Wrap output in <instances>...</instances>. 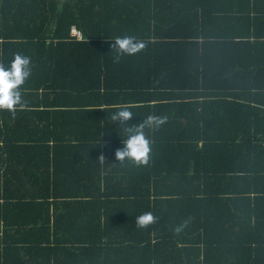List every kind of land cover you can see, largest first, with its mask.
<instances>
[{
  "label": "trees",
  "instance_id": "1",
  "mask_svg": "<svg viewBox=\"0 0 264 264\" xmlns=\"http://www.w3.org/2000/svg\"><path fill=\"white\" fill-rule=\"evenodd\" d=\"M117 36L146 46L114 63ZM17 52L0 264H264V0H0V62ZM148 115V164L117 161Z\"/></svg>",
  "mask_w": 264,
  "mask_h": 264
},
{
  "label": "clouds",
  "instance_id": "2",
  "mask_svg": "<svg viewBox=\"0 0 264 264\" xmlns=\"http://www.w3.org/2000/svg\"><path fill=\"white\" fill-rule=\"evenodd\" d=\"M145 43L134 36H117L111 48L114 51L113 62L119 63L124 56L135 55L145 48ZM32 76V58L17 52L10 63L5 65L0 62V112H8L15 119L18 111L28 107V101L24 99L23 86ZM134 116V113L126 106H121L110 119L126 125ZM167 120V117L148 115L141 122L125 127L127 138L123 141V147L115 151L117 161L123 163L130 160L137 166L147 165L150 159L151 140L146 135V129L156 131ZM100 160L105 158L101 155ZM157 217L151 212H145L136 218L138 228L145 229L156 223ZM177 231L180 230L178 227Z\"/></svg>",
  "mask_w": 264,
  "mask_h": 264
},
{
  "label": "built area",
  "instance_id": "3",
  "mask_svg": "<svg viewBox=\"0 0 264 264\" xmlns=\"http://www.w3.org/2000/svg\"><path fill=\"white\" fill-rule=\"evenodd\" d=\"M72 34H73V35H76V36H80L79 32L76 31L75 29L72 30Z\"/></svg>",
  "mask_w": 264,
  "mask_h": 264
}]
</instances>
